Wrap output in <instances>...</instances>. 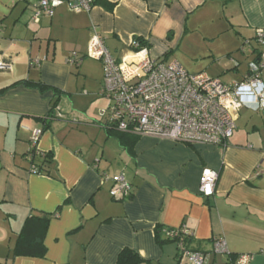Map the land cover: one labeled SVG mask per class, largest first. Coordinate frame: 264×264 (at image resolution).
Returning <instances> with one entry per match:
<instances>
[{
  "label": "crops",
  "instance_id": "0c3cea01",
  "mask_svg": "<svg viewBox=\"0 0 264 264\" xmlns=\"http://www.w3.org/2000/svg\"><path fill=\"white\" fill-rule=\"evenodd\" d=\"M37 2L0 0V264H116L123 249L143 264H186L164 237L181 227L191 233L187 248L209 255L206 264L239 255L264 264V98L240 108L224 147L126 134L137 138L129 155L99 118L108 106L101 86L84 90L97 75L103 80L100 62L85 63L93 35L116 60L128 57L134 39L165 63L198 42L201 54L230 64L212 77L240 82L264 52L254 39L264 34V0H97L87 12L62 5L36 23ZM71 52L78 64L68 63ZM184 65L208 74L207 64ZM36 130L39 154L30 161ZM204 169L217 173L211 198L199 193ZM119 175L132 188L129 200L109 195L104 179ZM41 215L49 217L44 256H14L26 220ZM217 241L225 254L212 251Z\"/></svg>",
  "mask_w": 264,
  "mask_h": 264
},
{
  "label": "built area",
  "instance_id": "2783aa9c",
  "mask_svg": "<svg viewBox=\"0 0 264 264\" xmlns=\"http://www.w3.org/2000/svg\"><path fill=\"white\" fill-rule=\"evenodd\" d=\"M93 3L94 0H38L32 19L38 23L42 15L51 18L54 10L62 5L74 13L87 12ZM254 39L259 45H264L262 31H256ZM85 57L102 65L101 96L107 100L108 106L99 113V118L110 129L132 136L224 147L232 136L240 108L247 103L258 108L264 98L261 79L264 52L248 64V74L243 80L229 84L204 72L189 74L175 60L165 63L151 55L148 44L142 46L135 39L130 44L128 57L116 60L103 39L93 35L87 44ZM68 63L78 64L76 52L70 53ZM233 65L236 68L238 63L233 61ZM4 68L0 64V70ZM41 134V130H36L30 139L27 152L30 161L39 154L36 144ZM31 172L38 173L37 167L32 166ZM104 181L113 184L109 191L113 199L127 200L130 197L132 188L121 175L105 177ZM216 181L217 173L204 169L199 179L200 195L213 197ZM190 236L185 227L164 231V237L175 242L181 261L206 264L208 254L187 248ZM212 251L225 254L224 242H215ZM250 262L249 255H239L229 264Z\"/></svg>",
  "mask_w": 264,
  "mask_h": 264
},
{
  "label": "trees",
  "instance_id": "16d2710c",
  "mask_svg": "<svg viewBox=\"0 0 264 264\" xmlns=\"http://www.w3.org/2000/svg\"><path fill=\"white\" fill-rule=\"evenodd\" d=\"M96 1L97 0H94V3H96ZM222 1L226 4L232 0ZM135 40L139 41L142 46L147 45L141 39ZM166 57L167 55L165 56V58ZM42 88L45 87L42 86ZM113 136L116 137L121 147L124 148L129 155L133 154V146L137 141L136 137H132L119 132H114ZM48 163H50L49 159L44 160L42 164L43 166H47ZM37 170L38 173H40L41 169ZM132 197L133 192L127 200L131 199ZM48 221L49 217L46 215L29 217L17 237L16 244L13 249V255L22 257H43L45 254V247L42 244L41 239L43 238ZM159 234L160 233H158V235ZM116 264H143V261L138 257L135 252L129 249H123L117 257Z\"/></svg>",
  "mask_w": 264,
  "mask_h": 264
},
{
  "label": "rangeland",
  "instance_id": "374dc122",
  "mask_svg": "<svg viewBox=\"0 0 264 264\" xmlns=\"http://www.w3.org/2000/svg\"><path fill=\"white\" fill-rule=\"evenodd\" d=\"M201 45L202 44L198 43V42L182 44V47L179 49V51L176 52L177 55H175L173 57V59H171V60L177 61L189 74H197L199 71H189L186 69L184 64H191V65H197V66L200 65V63L207 64L206 66L207 67L209 66V67L207 69H204V70H206L205 72L210 74L211 77L216 76L217 72L218 73L221 72L222 70H220V68L222 66H225L224 68H227L230 65L229 63L226 65V59H223L224 61H222V60L220 61V60H218L219 59L218 57H210V56L208 57V56L201 54V53H203L201 50L202 49ZM186 47H187V49H186ZM253 47H256L255 49H258L259 46H257V44L255 43V44H253ZM241 57H244V56L239 55L238 59H240L242 61V66L240 69H241V71H243L245 69V59H244L245 57L244 58H241ZM247 60H250V57H248ZM85 63H91L92 65H94L93 63L98 64V62H95V61L87 59V58L85 59ZM217 64H220V66H217ZM101 67H102V65H101ZM194 70H196V69H194ZM231 75H234V74L231 73ZM237 78L239 79L240 77L238 76ZM231 79H233V78L228 76L226 78H223L222 80L225 81L226 83H228L229 81H231ZM262 79L264 80V72L262 73ZM90 84H91L92 88L84 87V90L86 92H89V93H98V91L100 90V86H102V74H101V85H100V78L98 75L95 77V79L93 81L90 82ZM98 97L100 98V96H98ZM100 99H102V98H100ZM103 101L101 102V104L102 103L104 104ZM106 104L107 103L105 102V106H106ZM105 106H104V108H106Z\"/></svg>",
  "mask_w": 264,
  "mask_h": 264
},
{
  "label": "water",
  "instance_id": "95a60500",
  "mask_svg": "<svg viewBox=\"0 0 264 264\" xmlns=\"http://www.w3.org/2000/svg\"><path fill=\"white\" fill-rule=\"evenodd\" d=\"M261 116H262L263 119H264V109H262V111H261Z\"/></svg>",
  "mask_w": 264,
  "mask_h": 264
}]
</instances>
